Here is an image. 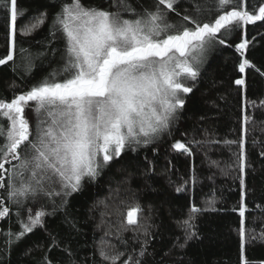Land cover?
Segmentation results:
<instances>
[{
  "label": "trees",
  "instance_id": "obj_1",
  "mask_svg": "<svg viewBox=\"0 0 264 264\" xmlns=\"http://www.w3.org/2000/svg\"><path fill=\"white\" fill-rule=\"evenodd\" d=\"M64 2L67 0H18L25 15L18 17L14 62L0 65V98L11 100L62 66L63 34L50 33ZM83 3L134 18L121 0ZM125 3L139 13L153 9L155 0ZM215 7V0H177L169 17L177 24L186 23L182 16L187 12L207 22ZM41 13H46L44 24L28 36L20 35ZM7 32L5 10L0 9V57L7 52ZM241 38L250 42L247 58L264 71V21L233 32L225 45L214 42L196 80L186 81L193 91L185 95V105L169 130L147 145H132L94 180L85 178L80 191L64 198L67 203L59 196L30 197L18 215L17 206L7 202L6 189L0 188V200L10 208V215L0 218V264H41L45 256L53 264H107L100 256L102 249L109 255L123 252L118 264L128 256L140 264H242L238 158L242 136L247 165L243 176L244 259L246 264H264V76L254 69L238 72L235 43ZM26 58L33 65L30 72L25 71ZM241 75L246 81L242 88L234 83ZM33 108L30 102L25 111L35 132L38 119L34 120ZM0 123L5 128L8 125L6 119ZM176 141L185 143L190 154L174 150ZM181 186L184 190L177 192ZM52 187L59 189L58 184ZM41 207L52 213L44 218L46 227H37L9 243L8 233L20 231L19 221L27 218L28 209L34 212ZM134 207L140 209L139 228L126 226L127 212ZM194 207L209 210L195 214L190 230L195 236L186 241L183 222ZM49 233L56 236L58 247L52 245Z\"/></svg>",
  "mask_w": 264,
  "mask_h": 264
},
{
  "label": "snow or ice",
  "instance_id": "obj_2",
  "mask_svg": "<svg viewBox=\"0 0 264 264\" xmlns=\"http://www.w3.org/2000/svg\"><path fill=\"white\" fill-rule=\"evenodd\" d=\"M176 2L155 0L153 9L145 8L138 13L121 0L134 18L86 6L83 0L62 3L50 33L63 34L62 66L27 91L14 94L11 100L0 98V119L8 121L6 128L0 123V137L4 138L0 144V188L6 189L7 202L17 206L18 215L30 197L59 196L62 203H67L64 198L80 191L85 178L94 180L102 168L132 145H147L168 131L177 111L185 105V95L193 91L186 81H195L198 77L199 65L208 47L214 42L225 45L233 32L264 21V0L258 4L255 0L251 3L215 0L216 7L207 22L185 12L182 20L186 23L177 24L169 17L175 11ZM0 9L5 10L8 25V47L0 57V65L7 66L14 62L18 17H23L25 12L19 8L18 0H0ZM197 13H200L199 7ZM45 18L46 13H41L19 34H32L44 24ZM249 44L246 38L235 43L239 55L237 70L244 74L254 69L264 76V71L246 56ZM32 67L31 59L26 58L25 71L30 72ZM234 83L242 88L246 83L244 76ZM30 102L38 117L35 132L25 111ZM239 147L240 247L241 262L246 264L243 176L247 165L243 136ZM172 148L190 154L189 147L181 141L173 143ZM56 184L58 190L52 187ZM183 190V186L176 189ZM207 210L191 209L189 218L183 222L186 241L195 236L190 231L195 214ZM139 212V207L127 212L126 226L139 228ZM51 214L43 207L34 212L28 209L27 218L19 221L20 231L8 233V242L13 238L19 241L37 227H46L44 218ZM9 215L10 208L0 200V218ZM143 234L148 235L147 229ZM49 235L52 245L58 247L56 236ZM141 248L143 255V245ZM124 255L123 252L109 255L100 250L107 264H118ZM41 264H53V261L45 256ZM122 264H140V260L128 256Z\"/></svg>",
  "mask_w": 264,
  "mask_h": 264
},
{
  "label": "rangeland",
  "instance_id": "obj_3",
  "mask_svg": "<svg viewBox=\"0 0 264 264\" xmlns=\"http://www.w3.org/2000/svg\"><path fill=\"white\" fill-rule=\"evenodd\" d=\"M209 50H210V46L208 47L207 51L203 54L202 62L200 63L199 67L203 64L204 58L206 57V55L209 52ZM36 119H38V117H37V114L34 113V120H36Z\"/></svg>",
  "mask_w": 264,
  "mask_h": 264
}]
</instances>
